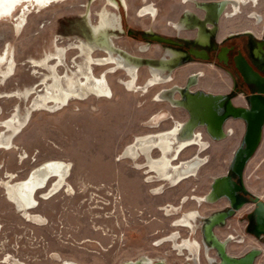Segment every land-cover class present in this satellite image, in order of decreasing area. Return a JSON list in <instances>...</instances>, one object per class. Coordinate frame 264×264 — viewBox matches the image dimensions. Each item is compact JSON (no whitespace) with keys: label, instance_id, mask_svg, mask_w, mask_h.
<instances>
[{"label":"rangeland","instance_id":"obj_1","mask_svg":"<svg viewBox=\"0 0 264 264\" xmlns=\"http://www.w3.org/2000/svg\"><path fill=\"white\" fill-rule=\"evenodd\" d=\"M150 1L157 8L155 20L146 15L137 16L142 0H126L127 9L123 5V9L121 6L113 9L124 16L125 31L121 38L115 40L117 44L134 52L136 45L144 42L129 34L126 28L143 31L153 25L156 31L174 35L166 21L176 19L182 8L193 7L181 0ZM88 2L95 22L97 12L105 4L103 0H66L52 3L40 11L30 8L26 25L19 31L14 21L24 3L18 5L12 16L0 17V52L9 43L16 59L14 75L0 81V91L19 90L21 95L0 98V120L12 114L16 105L21 107L20 118L25 116L27 109H33L31 106L36 94L30 93L31 96L24 98L23 92L39 82L43 70L38 69L40 71L35 73L29 57L37 58L53 50L56 40L60 45H68L74 41L75 35L88 36L83 18ZM222 23L223 32L230 30L234 24L232 19H224ZM60 34L64 37H59ZM156 46L160 45H151L146 56L154 55ZM67 55L64 62L72 65L78 53L71 50ZM188 62L183 60L182 65L172 71V81L151 86H147L151 77L149 68L147 70V65L143 64L138 70L137 82L141 87L137 91L131 90L123 81L121 84L118 82L120 77H127L124 71L108 74L115 93L111 101L92 96L87 100L71 102L64 108L51 106L31 111L25 127L14 138L13 146L0 150V179L7 178V172L15 174L13 180L24 179L39 164L62 160L72 164L68 182L74 190L69 194L64 185L59 192L43 198L53 179L39 190L35 195L38 205L30 211L42 216L44 224L39 225L27 221L17 211L6 199L0 184V264H63L65 260H74L78 264H121L145 256L151 260L164 258L167 264L187 261V254H180L172 242L155 243L174 231L180 232L184 238L191 232L190 239L202 241L200 229L175 225L178 215L174 213L202 210L205 205L202 201H185L186 195L183 194L201 195L212 177L225 173L234 159V150L241 144V136H229L224 140L208 138L210 146L203 151L208 162L200 168L196 177L184 179L176 185L167 182L169 180L154 178L146 168L137 169V162L146 163L143 157L124 159L121 152L126 144L135 142L137 135L157 134L188 117L184 109L173 107L166 101L164 103L158 95L165 87L181 86L189 73L195 70L205 72L197 77L198 84L192 89L201 86L210 92L230 91L228 74L201 62ZM60 66V70H64L63 64ZM98 73L99 70H95V74ZM42 87L39 83L34 92ZM175 96L179 97L178 93ZM157 113L163 114L166 122L148 127L146 124ZM227 121L229 126L238 128L242 125L240 119ZM1 131L6 130L0 127ZM203 134L204 140H207L206 134ZM23 150L26 157L22 161L20 155ZM198 150V145L189 147L181 153L180 159L184 162ZM158 152L154 150L153 155L159 156ZM173 158L175 153L170 159ZM242 180L251 193L264 195V132L260 144L242 168ZM192 188L196 190L192 191ZM174 206L175 209H171ZM169 211L173 214L167 215ZM242 211L231 220L247 239L244 244H231V251L236 253L243 252L249 245L261 247L240 231ZM210 253L212 255L213 251ZM8 255L9 263L4 259ZM204 257L201 255V263L207 264ZM263 259L260 255L257 261Z\"/></svg>","mask_w":264,"mask_h":264},{"label":"bare ground","instance_id":"obj_2","mask_svg":"<svg viewBox=\"0 0 264 264\" xmlns=\"http://www.w3.org/2000/svg\"><path fill=\"white\" fill-rule=\"evenodd\" d=\"M62 1L66 0H0V17L12 16L18 5L24 3L23 7L20 9V13L14 21L15 28L17 31H19L23 25L24 27L26 25L30 8H36L37 11H40L52 3H58ZM103 1L105 4L97 12V20H95V22L92 19V12L89 8L90 2L87 4L88 9L84 12L83 18L89 33L88 36L75 35L74 41L68 43V45H60L57 42L58 40H56L53 50L46 51L45 54L37 58L32 56L29 57V62L32 63L35 73L40 71L38 69L43 70L39 77V82H37L35 85L32 84L23 92L24 98L31 96L30 93L36 94L31 106L33 109H27L25 116L20 118L21 107L19 108V106L16 105L15 111L12 114L3 120H0V127L6 130L1 131L0 133V150L13 146L14 138L25 127L26 119L31 111L36 109H45L51 106L56 108H64L71 102L87 100L92 96H96L98 100L111 101L114 98L115 93L114 88L108 79V74L110 73L124 71L127 77H120V81L118 82L121 84L123 81V84H126L131 90L134 91L140 90L141 87L137 82V78L138 70L143 65V63H145L149 68L151 76L148 79L149 81L147 86L165 83L170 80V76L168 74L165 75L163 71L165 68L170 70L178 65L181 57L177 59L173 52L171 53V51H168L170 54L169 56L161 58L159 60L160 64H154L152 59L147 58L144 60L142 57H140V55H135L126 48L117 44L115 40L119 38V32L123 31V25L121 22L122 16L120 12H117L116 10L113 11V9H118L121 5L127 9V2L126 0H120V5V1L118 0ZM224 3L225 1L219 6L213 4V8H217L219 11H221L224 8ZM153 6L147 4L141 9H139V7H141L139 6L137 8L139 10L138 15L145 16L147 12H151V16H154L155 12ZM110 7L112 9H110ZM205 9L208 11V14L213 13L216 15V13L212 12L213 9L211 7H205ZM217 16L218 14L216 15V18ZM175 22L173 25L176 27H184L182 20L176 23ZM200 29H202V27H200ZM200 34L199 37L203 40L204 37L202 34ZM59 37L64 36L60 34ZM143 48L145 49V46ZM71 50H76L78 53V56L74 58L72 65L64 62V58L68 56L67 54ZM60 64H63L64 70H60ZM15 67L16 59L8 43L6 47H4L0 52V81H5L9 77H12L14 75ZM95 70H99V73L95 74ZM197 77L198 75H195L192 80L197 81ZM39 83L43 85L42 89L40 88V90L34 92V89L37 88ZM190 85L191 83H188L186 85V90L183 92L180 86H174L170 89L161 91L158 95L161 101H166L174 107H181L184 109L188 114L186 119L177 121L173 127H168L157 134H154L155 132H153L137 135L135 142H129L126 144L121 152V157L124 159L127 158L137 160L139 157H143L144 160H146V163L141 164L142 162H137V169L146 168L145 170H147L149 175H152L154 178L156 177L162 181L169 180L172 185H176L184 179L196 177L200 168L199 165L204 162L201 152L204 150V147H206V142L201 137L200 131L197 130L199 124L204 122L209 129L208 132L211 134H219L218 132H220V124H222L221 122L223 119V116H221L215 109V101L218 98L214 97L212 94L201 95L200 93L196 95V93H193L188 89ZM179 92L182 96L184 95V97L179 98L175 96V94ZM185 92H187V95L184 94ZM17 95H20L19 90L0 91V98L14 97ZM211 112L214 114V116ZM235 112L237 113V111ZM235 112H233V109L229 106L226 115H230ZM192 114L193 118L190 119ZM242 114L245 117L247 115V113ZM163 119H166L163 114H154L146 125H149L148 127H156ZM195 145H198L200 148L198 153L195 151L193 153L194 157H189L190 159L187 158L188 160L182 162L183 159H180L181 153L185 149ZM154 150L159 151V156L153 155ZM170 152L172 153L171 155L169 154ZM174 153L175 158L170 159ZM20 157L22 161L26 157V152L24 150ZM180 160L181 164H178ZM71 170L72 164L68 161L49 160L39 164L29 171L24 179L13 180L15 174L13 172H7V178L0 179V184L4 189L6 199L15 206L17 211L24 215V218L27 221L42 225L44 224L42 221V216L30 212L38 205V200L35 198V195L39 190L45 188L51 179H53L51 187L45 194L42 195L43 198H49L51 195L59 192L61 188H64L65 186L67 187L66 192L69 194L72 193L74 189L68 182V177L71 174ZM221 180H227V178L216 179L214 183L217 192L215 194L216 196L220 194L218 193L220 192L218 189V183ZM233 183L234 182L232 181V184ZM233 185V188H241H237L235 183ZM212 196H214V193ZM216 217L217 216L212 217V220L209 224L210 226L213 224ZM194 220L195 217H188L181 224L193 227V225L197 223V221L194 222ZM172 239V241L175 243V246L181 250L182 246L177 244L175 240L176 237L173 236ZM184 245H186L191 250L190 241L185 242ZM253 255L254 254L252 251L248 253L243 259L234 262V264H250V262L253 261ZM9 257L10 256L8 255L4 258L5 262H10ZM145 257H141L139 259L144 261V263L153 262L151 258L148 259ZM223 259L226 258L223 257ZM157 260L164 261V258H157ZM192 260L196 262V259ZM129 262L134 263L135 261L133 260ZM63 264L78 263L74 260H65Z\"/></svg>","mask_w":264,"mask_h":264},{"label":"flooded vegetation","instance_id":"obj_3","mask_svg":"<svg viewBox=\"0 0 264 264\" xmlns=\"http://www.w3.org/2000/svg\"><path fill=\"white\" fill-rule=\"evenodd\" d=\"M224 1V8L221 11L217 8H213V4L219 6ZM181 2H189L193 7L182 8L176 19H168L166 21L169 27L172 28L174 35H169L167 33L165 35L158 34L155 32L156 30L153 29V25L147 26V29L143 31H132L126 28L129 34L140 38L144 42L137 44L134 52L130 51L127 46H124V48L135 55H140L144 60L147 58L152 59L154 64L159 63L158 60L161 58L169 56L170 54L168 51H171V53L173 52L177 59L181 57L178 65L170 70L165 68L163 71L165 75L168 74L170 76L168 82L173 80L172 71L182 65L183 60H188V63L201 62L204 65L214 66L228 74L230 78L229 92L209 91L213 95H220L221 97L218 100L216 99V101L214 100L216 111L223 116L222 124H220V132H218L219 134H211L208 132L209 129L204 122H201L198 128L203 140L205 138L203 132L207 136V140H204L206 142V147L203 151L207 150L210 146L208 138L211 140H224L229 136L235 137L240 135L241 144L234 150L235 153L240 146H243L242 143L246 134L247 121L242 113L246 114V111L251 109L253 97L264 102V0H181ZM147 4L154 5L150 0H142L139 9ZM153 7L155 15L151 16V12H147L145 15L155 20V18H157V8L155 6ZM205 7H211L213 9L212 12L216 13V15L218 14L217 18L213 13L208 14ZM121 8L123 9L122 6ZM121 14L123 31L119 32V38L122 37V33L125 31V26L123 24L124 16L122 12ZM224 19H232L234 23L233 27L225 32H223L222 25ZM250 19H252V21ZM181 20L184 23V27L178 28L173 25L175 21L178 22ZM257 25L259 26L254 27ZM200 27H202L203 30L200 29ZM200 33L204 37L203 40L199 37ZM152 35H156L159 39H161L160 37L165 39L159 41L154 40L151 38ZM154 44L160 46L155 47L154 55L146 56L151 45ZM144 46L145 49L143 48ZM143 64L146 66L145 63ZM250 72L254 74V77L249 75L251 74ZM204 73L205 72L202 70H195L189 73L183 85L180 86L182 92L186 90V85L188 83H191L188 87L191 92H200L197 88L192 89V86L198 84L197 81H193L192 79L195 75L199 77L203 76ZM167 89L169 88L165 87L161 89V91ZM178 95L182 97L180 92ZM229 106L233 109V112L237 111V113L226 115ZM228 119H240L242 125L238 128L235 127V125L229 126ZM261 128L262 134L258 145L261 142L264 132V121ZM203 151L201 154L204 162L199 165L200 168L208 162L207 156H203ZM190 156V158L194 157L193 154ZM240 175L241 177L232 168L231 163L225 173L217 174L212 177L208 187L206 190H202L201 195H193L190 192L183 194L186 195L184 196L185 201L194 199L202 201L204 204L213 205L211 208L203 207L201 211L191 210L185 213L178 210L179 212L174 213L178 215L175 219L176 222L174 221V224L177 226L188 227L189 225H181V221H183L184 218L195 217L194 222L197 221V223H195L193 227H189L193 228L192 230H201V242L196 239H190L191 232H189L187 239L186 237H181L180 232L177 233L174 231L168 236L159 238L155 244H162L166 241L174 243L172 237L175 236L177 244L182 246V248L179 250L178 247L175 246V243L173 247L179 250L180 254H187L186 260L189 264H202L201 255L203 257L205 256L204 258L207 264H234V262L243 259L252 251L254 255L252 258L253 261L250 262V264H264V259L262 261H257L260 255L264 257V195L251 193L242 180V172ZM218 178H227V180H221L218 183V189L220 191L218 193L220 194L216 196L215 194L217 192L214 183ZM231 180L235 185L241 188H233L234 183L232 184ZM195 190V188H192V191ZM213 193L214 196H212ZM254 196H257L259 201L263 203V205H260L259 209L257 203L253 200ZM179 207L181 208L182 206L179 205ZM171 209L174 210L175 206ZM241 209L243 211L241 214L242 225L240 231L244 235H248L251 240L257 241L261 247L249 245L243 252L236 253L231 251V244H244L247 240L245 236L239 233L238 226L231 222L232 218L236 216ZM172 214V211L167 213V215ZM213 216L217 217L213 224L209 226ZM188 241L191 243V250L184 245V243ZM211 251H213L212 255L210 253ZM223 257L226 259H223ZM192 259H196V262Z\"/></svg>","mask_w":264,"mask_h":264},{"label":"water","instance_id":"obj_4","mask_svg":"<svg viewBox=\"0 0 264 264\" xmlns=\"http://www.w3.org/2000/svg\"><path fill=\"white\" fill-rule=\"evenodd\" d=\"M150 32V31H148ZM154 40H162L165 38L160 37L161 39L157 38L156 35L151 36ZM251 73V72H250ZM251 77H254V74H249ZM201 93V95H211V93H204V92H196V95ZM187 95V92L184 93ZM214 97L220 99V95H214ZM217 99V100H218ZM191 113V111H190ZM212 113V112H211ZM247 115L245 117L247 121V128H246V134L243 139V146H240L236 152L234 153V159L232 161V168L235 169V171L238 173V175L241 177L240 173L242 172V168L248 159V157L254 152L256 146L258 145L261 134H262V124L264 121V102L261 100H258L257 98L253 97L252 99V107L250 110L246 111ZM213 114V113H212ZM214 116V114H213ZM193 118V114L190 116V119ZM235 165V166H234ZM234 166V167H233ZM239 188V186H237ZM253 200L257 203L258 209L260 208V205H263L261 201H259L257 196L253 197ZM210 226V225H209ZM121 264H166L163 260H156L150 263H144V261L137 259L134 263L125 261ZM178 264H189L188 261L178 263Z\"/></svg>","mask_w":264,"mask_h":264},{"label":"crops","instance_id":"obj_5","mask_svg":"<svg viewBox=\"0 0 264 264\" xmlns=\"http://www.w3.org/2000/svg\"><path fill=\"white\" fill-rule=\"evenodd\" d=\"M155 32H157L158 34H162V35H165L166 33H164L163 31H155ZM159 61V60H158ZM184 82V81H183ZM176 83H178V82H176ZM180 84H182L183 85V83H180ZM181 85V86H182ZM197 90H199L200 92H204V93H208L210 90H208L207 88H202L201 86L200 87H197ZM193 92V91H192ZM194 93H196V92H194ZM210 93V92H209ZM200 94V93H199ZM212 94V93H211ZM213 95V94H212ZM182 97H184V95L182 96ZM155 101V100H154ZM164 103H165V101H163ZM174 107V106H173ZM176 108H179V107H176ZM160 113V112H159ZM174 119H176L175 117H174ZM163 121H165L166 122V120H162L161 122H163ZM204 208H211V207H213V205H211V204H205L204 206H203Z\"/></svg>","mask_w":264,"mask_h":264}]
</instances>
